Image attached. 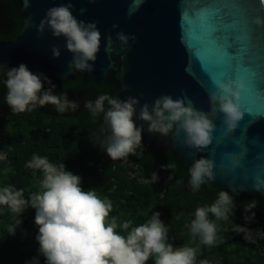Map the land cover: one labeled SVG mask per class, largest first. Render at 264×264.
I'll list each match as a JSON object with an SVG mask.
<instances>
[{
    "label": "water",
    "instance_id": "95a60500",
    "mask_svg": "<svg viewBox=\"0 0 264 264\" xmlns=\"http://www.w3.org/2000/svg\"><path fill=\"white\" fill-rule=\"evenodd\" d=\"M15 1L21 29L11 41L0 43V63L8 68L26 64L33 73L47 76L55 92L81 78L98 87L109 85L113 98L131 96L140 105H151L161 95L191 101L216 125L207 148H187L184 134L175 130L167 137L150 134L148 125L134 117L138 126L143 124V141L187 169L202 156L213 159L215 180L205 182L264 201V189L254 190L257 178L264 180V26L253 23L257 16L264 18L259 0H71L73 15L96 22L101 33L90 73L69 69L72 54L63 37L37 33L47 9L68 0H28L27 7L25 0ZM119 32L136 39L122 46ZM54 46L60 49L59 58H53ZM0 76L7 79L2 72ZM231 79H241L245 90L239 100L243 119L229 132L222 115L211 113L209 94L215 91L214 80ZM105 129L88 136L108 133Z\"/></svg>",
    "mask_w": 264,
    "mask_h": 264
},
{
    "label": "clouds",
    "instance_id": "9594fccd",
    "mask_svg": "<svg viewBox=\"0 0 264 264\" xmlns=\"http://www.w3.org/2000/svg\"><path fill=\"white\" fill-rule=\"evenodd\" d=\"M28 0H25V7ZM71 0L67 3L47 9L37 26L40 37L50 31L54 38L65 39V47L72 54L70 70L93 72V64L101 46V33L96 22H85L73 15ZM259 8L264 9V0H259ZM83 12V9L81 10ZM131 14V13H129ZM254 24L264 26V18L257 16ZM117 27V25H113ZM121 45H127L135 36L117 33ZM111 45V37H108ZM110 51V48H106ZM53 58H59L60 49L52 48ZM91 62V63H90ZM0 72L7 77L6 103L13 113H24L43 108L51 104L59 113L69 109L75 111L79 105L68 97L55 94L56 85L43 73H33L26 64L8 68L0 63ZM48 85L45 88V85ZM215 91L209 94L211 113L222 115L223 126L231 132L243 119L239 100L245 85L241 79L214 80ZM107 102L108 108H105ZM85 108L93 117L103 113L106 131L109 133L103 141V150L112 161L136 155V150L143 143V124L137 125L135 119L148 125L150 134L167 137L174 130L184 134L183 143L189 149L197 151L207 148L213 141L216 125L209 114L197 110L184 98L173 99L171 95H161L150 105L129 96L125 100L104 94L93 102H85ZM139 114L137 116V107ZM30 169L40 170L43 174L41 193H33L26 200L23 190L12 186L0 189V206H7L17 217L10 226V235L22 224L19 217L30 206L35 209L34 223L38 228L36 240L39 254L46 264H146L155 256V264H195L196 249L191 247L174 248L167 243V229L160 219V212H154L151 219L138 227H131L132 222L122 224L128 230L127 236L120 235L115 218L108 222L112 210L111 201L102 200L95 190L85 191L81 187V177L66 170L65 164L51 163L47 157L33 155L26 165ZM215 161L201 157L194 160L189 168V186L192 191H199L205 179L215 180ZM174 165H162V170ZM168 179H172L171 175ZM159 174L152 173L150 180L144 183H157ZM264 189V180L257 178L254 190ZM256 206L253 201L245 206V212H251ZM234 198L227 191H221L218 198L210 205L199 207L195 219L191 222L190 234L199 236L201 242L212 246L217 241V225L208 218L211 213L216 220H226L232 208ZM255 216H246L250 221ZM233 231L243 233L244 239L251 241L252 231L247 227L235 225ZM207 264V261H201Z\"/></svg>",
    "mask_w": 264,
    "mask_h": 264
},
{
    "label": "trees",
    "instance_id": "16d2710c",
    "mask_svg": "<svg viewBox=\"0 0 264 264\" xmlns=\"http://www.w3.org/2000/svg\"><path fill=\"white\" fill-rule=\"evenodd\" d=\"M18 6L15 0H0V43L11 41L20 31ZM6 79L0 76V95L6 97ZM81 91L85 97L95 101L100 95L113 97L109 85L96 86L90 80L76 78L74 83L62 86V95L71 91ZM52 106V119H45L38 112H24L20 116L11 113L7 119L0 118V189L12 186L23 190L27 200L33 193L43 191L40 170L26 165L33 155L47 157L56 165L65 164L66 170L81 177L83 190H95L97 195L111 201L112 210L108 222L117 221L116 231L127 236L122 224L131 221V227L147 223L154 212H160V219L167 229V243L174 248H195V264H264V241H245L243 233L233 231L235 225L264 228V201L244 195L230 194L234 198L226 220H216L209 213L208 218L217 225V241L208 246L201 238L192 237L190 227L199 207L210 206L223 191L204 182L199 191L189 186V169L144 142L137 148L136 155L118 160L117 163L103 161L107 154L102 147L108 133L98 132L90 136L92 130L105 126L103 113L93 117L87 108L79 105L75 116L68 111L59 113ZM105 108H108L105 102ZM7 128V131H4ZM62 140V142H61ZM172 164L173 168L162 170V165ZM159 174L157 183H144L152 173ZM171 175L172 179H168ZM256 202L251 212H245L247 204ZM255 216L250 221L246 216ZM35 209L28 207L19 217L22 224L15 235L9 234V227L17 217L7 206H0V264H46L39 254L36 240L38 228L34 223ZM146 264H155V256Z\"/></svg>",
    "mask_w": 264,
    "mask_h": 264
},
{
    "label": "flooded vegetation",
    "instance_id": "af4514ba",
    "mask_svg": "<svg viewBox=\"0 0 264 264\" xmlns=\"http://www.w3.org/2000/svg\"><path fill=\"white\" fill-rule=\"evenodd\" d=\"M75 80L72 81L71 83H74ZM64 84H62L60 86V90L59 91H56V92L54 91L55 94L62 95V93H63L62 92V86ZM4 86H6V83H4L2 87H4ZM47 87H48V85L46 83L45 88H47ZM65 95L68 97L69 100H73V101L77 102L78 105H83L84 106L85 102L88 101V99L85 97V94L81 93V91H78V90L76 92L69 91V92L65 93ZM30 112H33V113L34 112H38L41 115H43L45 119H52V117H53L51 104L45 105L43 108L38 106L35 110L30 111ZM11 113H13V112L11 111V109L9 108V106L6 103V97H2L0 95V118L5 117V119H7ZM77 113H78V108L75 111H73L71 109L68 111V114H70L72 116H75ZM15 114L17 116H20L22 113H15ZM102 159H103V161L108 162V163H117V161H118V160L117 161H112L108 157L107 154L103 155Z\"/></svg>",
    "mask_w": 264,
    "mask_h": 264
},
{
    "label": "built area",
    "instance_id": "2783aa9c",
    "mask_svg": "<svg viewBox=\"0 0 264 264\" xmlns=\"http://www.w3.org/2000/svg\"><path fill=\"white\" fill-rule=\"evenodd\" d=\"M250 230L252 231L251 240H256L259 242L264 241V228L262 229L261 228H251ZM245 241H248V240H245Z\"/></svg>",
    "mask_w": 264,
    "mask_h": 264
},
{
    "label": "rangeland",
    "instance_id": "374dc122",
    "mask_svg": "<svg viewBox=\"0 0 264 264\" xmlns=\"http://www.w3.org/2000/svg\"><path fill=\"white\" fill-rule=\"evenodd\" d=\"M4 131H7V128H4Z\"/></svg>",
    "mask_w": 264,
    "mask_h": 264
}]
</instances>
